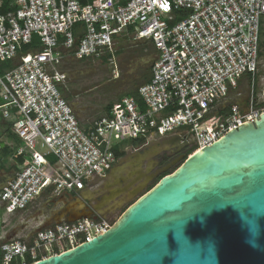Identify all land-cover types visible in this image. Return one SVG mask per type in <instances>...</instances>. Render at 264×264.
Wrapping results in <instances>:
<instances>
[{"label": "built area", "instance_id": "obj_1", "mask_svg": "<svg viewBox=\"0 0 264 264\" xmlns=\"http://www.w3.org/2000/svg\"><path fill=\"white\" fill-rule=\"evenodd\" d=\"M1 1V0H0ZM0 14V150L19 159L0 188V264H31L90 241L117 217L48 225L19 221L43 195L75 194L105 176L129 146L113 140L186 132L194 151L264 112L255 93L264 0H9ZM147 41L155 55L138 99L122 96L81 127L63 97L66 58L114 57L119 36ZM33 37L36 46L31 45ZM247 82L245 97L229 100ZM10 135L18 140V144ZM45 148L36 150V143ZM28 227H31L28 229ZM28 231L23 233L24 230Z\"/></svg>", "mask_w": 264, "mask_h": 264}, {"label": "water", "instance_id": "obj_2", "mask_svg": "<svg viewBox=\"0 0 264 264\" xmlns=\"http://www.w3.org/2000/svg\"><path fill=\"white\" fill-rule=\"evenodd\" d=\"M177 139L148 140L93 180L97 215L127 205L106 232L31 264H264V112L147 189Z\"/></svg>", "mask_w": 264, "mask_h": 264}, {"label": "rangeland", "instance_id": "obj_3", "mask_svg": "<svg viewBox=\"0 0 264 264\" xmlns=\"http://www.w3.org/2000/svg\"><path fill=\"white\" fill-rule=\"evenodd\" d=\"M260 29L262 31L261 56L258 60V73L255 78V93L259 95L264 87V16L260 20ZM114 57L112 61L104 62L102 59L87 58L78 61L77 59H63L59 63V69L65 73V81L62 88L64 93L69 95L66 99L73 108L81 127L87 128L94 120L104 116L105 107L110 103H115L122 96L132 97L145 75L149 73L155 51L150 43L139 40L133 35H125L115 41ZM248 93V84H240L236 92H232L229 100L236 97H245ZM126 94V95H125ZM137 140V139H136ZM151 140V139H150ZM133 139L125 138L124 140H113L116 147L131 146ZM36 150L44 152L45 148L36 143ZM181 156L171 167L165 171L158 172V175L148 184L147 189L153 186L161 174L172 172L177 168L186 157ZM163 174V175H164ZM5 180L0 175V182ZM146 189V190H147ZM62 195L49 197L46 194L33 202L27 210L15 215L11 221L16 229H19V221H29V224H40L44 217L57 211L59 207L66 204L70 198H61ZM127 205L123 206L116 213L118 218ZM31 227H28V229ZM25 229L23 233L27 232Z\"/></svg>", "mask_w": 264, "mask_h": 264}, {"label": "flooded vegetation", "instance_id": "obj_4", "mask_svg": "<svg viewBox=\"0 0 264 264\" xmlns=\"http://www.w3.org/2000/svg\"><path fill=\"white\" fill-rule=\"evenodd\" d=\"M264 79V78H263ZM264 82V81H263ZM168 137H178L177 142L175 145L167 150L161 151L157 156L156 160L158 161L155 169H167L171 167L176 161L180 159L181 156H185L187 150L194 147L195 140L191 134L186 132L175 133L172 135H166L164 138ZM158 139V138H156ZM143 143L140 145H131L129 146L124 154L130 150L135 148H139ZM123 156V155H122ZM118 156L117 160L122 157ZM95 180V179H94ZM93 182V181H92ZM3 183V182H2ZM1 184V182H0ZM101 185H95L91 183V185L82 191L75 193V194H65L60 197L61 198H70V200L59 207L57 211L47 215L44 217L40 223L41 226L48 225L55 221L67 220L72 216L83 215L88 217H95L97 216L96 212L93 209V205L96 204V201L100 198V191ZM82 194L88 196V200L82 199ZM119 209H115L106 215L109 219H113L116 216V213Z\"/></svg>", "mask_w": 264, "mask_h": 264}, {"label": "trees", "instance_id": "obj_5", "mask_svg": "<svg viewBox=\"0 0 264 264\" xmlns=\"http://www.w3.org/2000/svg\"><path fill=\"white\" fill-rule=\"evenodd\" d=\"M13 9H14V7H12V6L9 5V0H1V1H0V14H5L6 12H8V11H12ZM262 31H263V29H260V35H259V52H258V56H259V57L261 56V45H262L261 38H262ZM123 37H124V36H119L118 39L123 38ZM37 41H38L37 38H36V37H33V41H32V43H31V45L26 46L24 49H29L30 47H34V46H36V42H37ZM146 42H147V41H146ZM147 43H149V42H147ZM109 56H110V55H108V54L105 55V56H103V57H102V60H103L104 62H107ZM67 59H74V58H66V60H67ZM77 60H78V61H82V60H86V59H77ZM10 64H11V63H10L9 61H6V62H0V71L2 70V67L9 66ZM149 78H150V70H149V73H147V75H145V77H144V81H143L141 84H143V83H145L146 81H148ZM59 89H60V92H61V94L63 95V97L66 98V99H68V98H69V95H68L67 93H64V89L62 88V86L59 87ZM137 90H138V88L135 89V92L132 94L133 98H135V99H138V92H137ZM125 95H126V94H125ZM126 96H127V95H126ZM111 105H112V103H110V102L106 105V107H105V114H104V115H106V114L108 113V111H109ZM9 136H10V137H13V136L10 135V134H9ZM13 138H14V137H13ZM142 143H143V140H141V139H137V140L133 141L132 145L135 146V145H140V144H142ZM6 149H7V147H6ZM193 150H194V147H193V148H190L189 150H187L186 155L191 154V153L193 152ZM4 151H5L6 153L8 152V150H4ZM122 155H124V152H122V153L119 154V156H122ZM163 174H164V173H162L160 177H162ZM165 174H166V172H165ZM165 174H164V175H165Z\"/></svg>", "mask_w": 264, "mask_h": 264}, {"label": "crops", "instance_id": "obj_6", "mask_svg": "<svg viewBox=\"0 0 264 264\" xmlns=\"http://www.w3.org/2000/svg\"><path fill=\"white\" fill-rule=\"evenodd\" d=\"M14 137V136H13ZM10 137L9 139H13L15 141V143L18 144V140L15 139V137ZM4 145V143H2V148L0 150V175L4 176L5 180L3 181V183L1 182L0 185L4 184L7 180H9L12 175L14 174L16 168H17V162L19 161V159L14 158L12 155L13 150H11L10 148ZM4 150H8V152L6 153ZM42 221H39V223H41ZM40 225V224H39Z\"/></svg>", "mask_w": 264, "mask_h": 264}]
</instances>
